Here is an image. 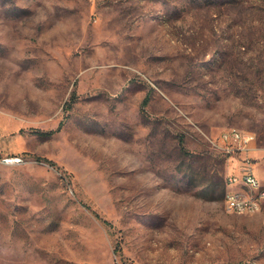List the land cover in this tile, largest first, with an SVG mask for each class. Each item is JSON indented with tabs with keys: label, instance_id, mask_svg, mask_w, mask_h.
<instances>
[{
	"label": "rangeland",
	"instance_id": "374dc122",
	"mask_svg": "<svg viewBox=\"0 0 264 264\" xmlns=\"http://www.w3.org/2000/svg\"><path fill=\"white\" fill-rule=\"evenodd\" d=\"M228 127L264 184V0H0V264H264Z\"/></svg>",
	"mask_w": 264,
	"mask_h": 264
},
{
	"label": "built area",
	"instance_id": "2783aa9c",
	"mask_svg": "<svg viewBox=\"0 0 264 264\" xmlns=\"http://www.w3.org/2000/svg\"><path fill=\"white\" fill-rule=\"evenodd\" d=\"M208 142L218 153L227 158H240L236 172L225 176L224 205L230 206V212L240 209V206L260 209V196H264V184L260 183L252 163L249 150L255 141L254 133L235 127L222 129L214 138H207ZM10 162L18 158H10ZM233 185V188L229 186ZM234 189H249V197L234 196Z\"/></svg>",
	"mask_w": 264,
	"mask_h": 264
},
{
	"label": "bare ground",
	"instance_id": "6f19581e",
	"mask_svg": "<svg viewBox=\"0 0 264 264\" xmlns=\"http://www.w3.org/2000/svg\"><path fill=\"white\" fill-rule=\"evenodd\" d=\"M234 196L249 197V189L245 191L244 189H234ZM264 201V196H260V209L250 208L249 206H240V209H234V212H257L261 210L262 202ZM227 211H230V206H225Z\"/></svg>",
	"mask_w": 264,
	"mask_h": 264
},
{
	"label": "trees",
	"instance_id": "16d2710c",
	"mask_svg": "<svg viewBox=\"0 0 264 264\" xmlns=\"http://www.w3.org/2000/svg\"><path fill=\"white\" fill-rule=\"evenodd\" d=\"M72 95H73V92H72V94H71V97H72ZM146 102H147V98L145 97V98H143V100H142V104H146ZM52 132V130L51 131H47V132H45V133H43V134H49V133H51ZM180 146H182L181 145V143H180ZM182 148V147H181ZM224 193H225V184H224V186H223V188H222V195H223V197H224Z\"/></svg>",
	"mask_w": 264,
	"mask_h": 264
},
{
	"label": "crops",
	"instance_id": "0c3cea01",
	"mask_svg": "<svg viewBox=\"0 0 264 264\" xmlns=\"http://www.w3.org/2000/svg\"><path fill=\"white\" fill-rule=\"evenodd\" d=\"M257 175V174H256ZM258 176V175H257ZM259 178V177H258Z\"/></svg>",
	"mask_w": 264,
	"mask_h": 264
}]
</instances>
